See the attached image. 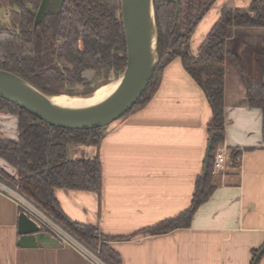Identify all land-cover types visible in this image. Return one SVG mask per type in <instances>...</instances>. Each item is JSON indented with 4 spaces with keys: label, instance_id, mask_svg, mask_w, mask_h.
<instances>
[{
    "label": "crops",
    "instance_id": "obj_1",
    "mask_svg": "<svg viewBox=\"0 0 264 264\" xmlns=\"http://www.w3.org/2000/svg\"><path fill=\"white\" fill-rule=\"evenodd\" d=\"M252 1L216 0L192 36V50L197 52L224 7L248 8ZM212 113L181 58L172 60L152 99L106 126L99 146L68 145L72 159L99 155L102 189L57 188L63 210L76 221L97 224L105 234L129 236L110 241L124 264H252L253 249L264 244V108L247 103L235 70L226 76L225 139L220 144L229 159L213 173L212 195L190 226L162 234L140 232L190 206L205 167ZM0 135L18 136L17 115L0 112ZM234 151H239L236 157ZM0 165L16 173L1 157ZM20 208L0 189L1 264H97L67 241L20 246Z\"/></svg>",
    "mask_w": 264,
    "mask_h": 264
},
{
    "label": "trees",
    "instance_id": "obj_2",
    "mask_svg": "<svg viewBox=\"0 0 264 264\" xmlns=\"http://www.w3.org/2000/svg\"><path fill=\"white\" fill-rule=\"evenodd\" d=\"M215 1L154 0L159 62L146 90L125 116L152 99L165 67L181 58L212 107L208 125L215 138L208 170L197 177L190 206L141 233L162 234L190 226L198 207L212 195L214 154L225 139V81L232 70L243 80L247 103L264 108V0H253L248 8L224 7L194 52L192 36ZM40 3L41 0H0V9L9 12L6 23L0 19V69L21 75L47 94H89L99 83H108L112 75L123 73L127 53L121 0H65L57 14L48 13L35 24ZM0 112L18 117V136L0 135V157L16 173L0 165V181L17 187L35 201L106 264H124L110 241L129 236L108 235L97 224L72 219L55 195L57 188L100 193L99 155L72 159L68 145L99 146L105 127L53 125L1 96ZM238 153L234 151L232 155L236 157ZM43 229L57 236L44 225ZM260 248L253 249L254 258Z\"/></svg>",
    "mask_w": 264,
    "mask_h": 264
},
{
    "label": "water",
    "instance_id": "obj_3",
    "mask_svg": "<svg viewBox=\"0 0 264 264\" xmlns=\"http://www.w3.org/2000/svg\"><path fill=\"white\" fill-rule=\"evenodd\" d=\"M64 1L41 0L35 24L42 21L48 13L57 14ZM121 15L126 38L127 65L118 77L121 79L118 87L110 96L96 103L61 104L52 97L61 94L85 96L92 94L101 85L89 94H47L21 75L5 69H0V96L61 127H106L125 116L142 96L155 73L159 62V35L154 0H121ZM214 138L215 133H212L207 146L204 173L209 167ZM18 230L20 246L63 244L58 236L44 230L42 224L25 210L19 214ZM263 255L264 244L252 264H258Z\"/></svg>",
    "mask_w": 264,
    "mask_h": 264
},
{
    "label": "built area",
    "instance_id": "obj_4",
    "mask_svg": "<svg viewBox=\"0 0 264 264\" xmlns=\"http://www.w3.org/2000/svg\"><path fill=\"white\" fill-rule=\"evenodd\" d=\"M229 159L228 149L219 145L216 148L214 159H213V173L218 172L226 167V164ZM0 189L9 193L11 196L16 198L19 202L20 207L28 212L32 217L38 220L42 226L48 227L52 230L57 236H59L63 241L71 242L80 248L84 253L90 256L97 264L102 260L97 252L93 251L80 240L70 234L64 227H62L55 219H53L45 209L40 207L35 201L30 199L28 196L19 191L17 187L10 186L2 181H0Z\"/></svg>",
    "mask_w": 264,
    "mask_h": 264
},
{
    "label": "bare ground",
    "instance_id": "obj_5",
    "mask_svg": "<svg viewBox=\"0 0 264 264\" xmlns=\"http://www.w3.org/2000/svg\"><path fill=\"white\" fill-rule=\"evenodd\" d=\"M155 44V38L153 41ZM120 78H115L111 80L107 84L101 85L97 90H95L92 94L89 95H76L70 96L68 94H61L57 96H53L52 98L61 104H69V105H79V104H87V103H96L104 100L108 96H110L115 89L118 87L120 83Z\"/></svg>",
    "mask_w": 264,
    "mask_h": 264
},
{
    "label": "rangeland",
    "instance_id": "obj_6",
    "mask_svg": "<svg viewBox=\"0 0 264 264\" xmlns=\"http://www.w3.org/2000/svg\"><path fill=\"white\" fill-rule=\"evenodd\" d=\"M8 18H9V12L7 10L0 9V19L2 20V22L3 23H6L8 21ZM255 41L257 42V37L254 38V42ZM118 77L119 76L112 75L111 80H113L114 78H118ZM100 85H103V84H100L99 83V86ZM79 88H82V87L79 86ZM99 264H106V263L103 260H101ZM259 264H264V256L260 260V263Z\"/></svg>",
    "mask_w": 264,
    "mask_h": 264
}]
</instances>
